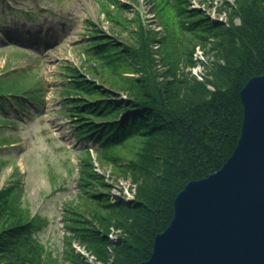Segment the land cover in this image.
<instances>
[{"label":"trees","instance_id":"obj_1","mask_svg":"<svg viewBox=\"0 0 264 264\" xmlns=\"http://www.w3.org/2000/svg\"><path fill=\"white\" fill-rule=\"evenodd\" d=\"M99 5L114 25L127 23L122 12L128 6L120 0ZM190 5L191 0H154L158 13L172 16L176 30V35L169 32L159 39L139 13L129 42L90 23V40L78 44L88 73L70 62L59 67L65 100L60 114L72 119L79 142L97 145L94 152L88 147L77 155L78 191L62 203L64 228L70 234L63 236L59 258L50 240L40 238L48 220L29 213L12 162L7 181L0 185V264H84L73 240L106 259L111 228L127 235L116 246L114 264H141L150 258L155 237L169 226L174 201L185 185L218 171L231 156L243 121L241 90L252 77L264 74V0H235L229 26L215 24L205 11L191 10ZM180 36L183 43L176 50ZM210 36L222 37L225 62L215 66L213 91L198 83L181 93L178 79L158 81L151 47L155 40L163 45L171 70L180 58L189 62L190 46ZM32 72L28 67L1 72L0 104L10 101L24 109L28 102H44V83L40 76L30 77ZM130 72L141 76H128ZM15 121L0 116V124ZM16 142V136L0 135V171L9 161L3 153ZM93 153L137 186L130 204L112 200L109 185L93 171Z\"/></svg>","mask_w":264,"mask_h":264},{"label":"rangeland","instance_id":"obj_2","mask_svg":"<svg viewBox=\"0 0 264 264\" xmlns=\"http://www.w3.org/2000/svg\"><path fill=\"white\" fill-rule=\"evenodd\" d=\"M101 1L0 0V73L12 68L28 67L33 71L30 77L40 76L46 90L45 101L38 105L28 103L31 104L29 107L15 109L13 102L0 104V116L16 118L13 123L0 124V135L17 138V142L3 153L9 161L0 171V185L7 181L13 162V166L18 168L16 182L20 185L23 202L29 213H39L48 220L40 232V238L50 240V248L56 251L59 258L63 249V236L70 234L64 228L62 203L78 191L77 155L84 148L97 147L91 142H79L72 119L60 114L65 100L61 97L63 80L59 76H63V73L59 67L64 62H70L88 73L83 59L84 50L78 48V44L90 40L87 35L91 30V22L98 24L107 34L129 42L138 28L134 20L139 13L144 25L158 39L169 32L176 35L172 16L160 11L158 13L153 7L154 0H120L122 5L128 6L122 12L127 23L121 26L114 25L105 16L99 5ZM234 5L235 0H191L190 9H201L215 24L229 26ZM111 9L115 11L116 7ZM234 22L239 25L240 19L236 18ZM165 41H168L167 37ZM221 41L220 36H210L206 42L195 43L188 51L191 52L190 61L185 62L180 58L174 68L168 70V57L163 58V45L155 40L151 47L158 81L178 79L181 93L198 83L205 84L213 91L211 82L215 66L225 63L221 57ZM178 43L176 50L183 43L182 36ZM23 50L25 54H22ZM127 75L134 78L141 76L135 72ZM94 80L99 83L102 81L99 77ZM124 98L128 99V96L124 95ZM93 158V171L109 185L112 200H123L130 204L137 196V186L131 178L120 175V170L116 171L112 164L100 162L95 153ZM72 166L75 171L71 173ZM126 236L123 230L111 228L106 259L99 258L77 240H73L72 248L84 264H114L116 246ZM62 263L71 264L67 260Z\"/></svg>","mask_w":264,"mask_h":264},{"label":"water","instance_id":"obj_3","mask_svg":"<svg viewBox=\"0 0 264 264\" xmlns=\"http://www.w3.org/2000/svg\"><path fill=\"white\" fill-rule=\"evenodd\" d=\"M236 147L178 194L169 226L141 264H264V74L242 88Z\"/></svg>","mask_w":264,"mask_h":264},{"label":"built area","instance_id":"obj_4","mask_svg":"<svg viewBox=\"0 0 264 264\" xmlns=\"http://www.w3.org/2000/svg\"><path fill=\"white\" fill-rule=\"evenodd\" d=\"M198 6H200V5H198ZM201 7V6H200Z\"/></svg>","mask_w":264,"mask_h":264}]
</instances>
